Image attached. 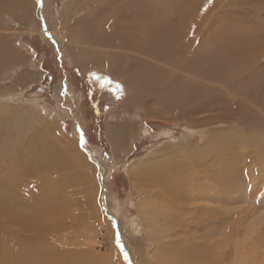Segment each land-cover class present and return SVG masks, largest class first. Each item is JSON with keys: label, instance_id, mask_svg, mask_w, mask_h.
<instances>
[{"label": "rangeland", "instance_id": "obj_1", "mask_svg": "<svg viewBox=\"0 0 264 264\" xmlns=\"http://www.w3.org/2000/svg\"><path fill=\"white\" fill-rule=\"evenodd\" d=\"M70 1L43 0L41 7L36 0H28L29 16L22 21L19 15H14L15 19L0 12V39L9 52H14L13 61L0 62V109H4L0 111V193L7 195L5 201H1L0 195V264H13V254L17 252L25 258L48 255L52 247L59 248L71 241H85L88 247L90 243L98 259L129 264L117 249V232L129 253L130 264H172L171 257L189 260L193 251L198 256L208 255L211 264H264V84L256 81L262 86L256 84L248 91L242 83L245 80L237 79L246 74L247 83L254 74L264 77V0H139L151 14L179 16L184 10L189 13L185 30L189 53L200 52L207 60L227 50L238 61L240 73L230 79L220 74L216 79L217 72L206 68L204 77L198 78L200 82L192 81L203 86L200 101L180 113L166 110L167 104L155 97L172 76L192 79L182 70L184 67L147 60L135 50H109L106 38L87 43L86 51L99 52L116 71L112 72L108 62L101 69L72 58L69 35L63 30L69 31L66 21L70 16L63 18V13ZM120 1L112 5V11L110 6L97 11L100 4L113 1L81 0L71 20L85 15L92 21L93 15L94 26H99L107 36L119 20L116 15L124 17L120 10L125 9V4ZM113 10L115 13H111ZM42 31H49V36ZM76 47L83 51L80 41ZM241 47L253 50L252 63L239 54ZM150 63L170 77L161 79L155 87L132 92L130 100L120 66L145 74ZM65 84L68 95L62 96L65 89L61 86ZM11 110L16 113H10ZM17 116L29 131L33 127L41 130L40 125H34L40 122L42 129L62 134L64 141L68 139L70 146L81 152L93 174L91 179L97 182L95 189L99 188L97 198H91L94 211L72 208L84 204L87 191L80 190L79 196H75L74 188L68 189L70 177L53 164L55 159L40 158L29 170L27 165L14 162L18 156L11 157L13 148L17 147V140L21 142L13 126ZM110 123L124 124L129 129L125 132L127 148L119 157L106 139ZM79 129H83L89 141L84 149L79 146ZM28 130L23 134L31 133ZM39 132L48 134L45 130ZM55 141L57 144L53 142L52 147L58 150L59 139ZM243 141L250 142H246L247 150L237 146ZM216 146L226 153L217 161V150L213 149ZM185 148L199 149L206 157L195 164L194 160L192 166L188 164V174L184 172L187 187L192 189L203 179L202 193H194L192 200L173 188L164 208L157 203L158 195L166 189L163 185L145 184L144 192L138 196L136 186L141 183L128 176L130 164L145 161V167L172 169L181 160L177 149L183 154ZM202 194L200 200L198 196ZM149 198L152 201L146 204ZM6 204L11 207L2 211ZM140 204L157 220L151 227L157 234L151 239L153 242L144 234ZM5 212L11 215H3ZM194 232L195 235L191 234ZM182 235L190 244H175ZM170 241L173 245L166 246V255L158 250V246ZM165 256L170 257L164 259Z\"/></svg>", "mask_w": 264, "mask_h": 264}, {"label": "bare ground", "instance_id": "obj_2", "mask_svg": "<svg viewBox=\"0 0 264 264\" xmlns=\"http://www.w3.org/2000/svg\"><path fill=\"white\" fill-rule=\"evenodd\" d=\"M79 1L81 0H71L65 9V12L63 13V18H66L68 15L70 16V19L66 21V25L68 26L69 31H66L64 28L63 30L67 32L69 35L68 40L71 43V46L69 47V52L72 58L78 63L84 65L85 62L87 66L101 67V69H103L102 66L106 62L110 63L109 60L108 61L103 60L102 54H100L99 52L88 54L86 51L87 43L99 42L106 38L107 43L110 45V47H108L109 50H113L114 48L135 50L141 53L143 56H145L147 60L150 61L156 60L155 62L160 61L168 66H175L178 68H180L181 66V69L184 67V69L182 70L185 73H187V75L188 74L189 76L191 75L192 79H189L188 76L184 77L180 75L178 77L176 76L170 77V75L167 76V73L162 69H160L159 67H157L155 65L156 64L155 62H154L155 64L150 63V65L147 67L145 71V74L139 71H135L134 69L128 66L124 68L123 65H121L120 67L123 70L122 73L125 79L123 82L125 83L124 85H126L129 90L130 100L132 97L131 96L132 92H136L139 89L144 90L149 87H155L157 86V84H160L159 82L161 81V79L164 80L165 78L167 79L168 77H170L166 85L160 91L157 92L158 97L155 98L167 104L166 110L168 109L176 110L177 113H180L185 107H189V105L195 104V102L198 103V101H200L199 99L201 92L203 90L202 89L203 86L201 85L202 87L201 88L199 83L196 84V82L199 81L198 78L201 79L204 77L206 68H209L210 70L217 72V75L214 76L216 79H219V74L223 76L225 79L228 78L230 79V77L232 76L234 77L237 75V73L238 74L240 73V70L238 71V65H239L237 63L238 61L233 57L232 52H228L227 50H223V54H219L218 56L211 57L207 60H204L202 58L200 52L197 55L189 53L190 49L187 45L188 38H187V34L185 33L186 32L185 30L187 29L186 17L189 15V13L187 14L186 10L182 11L181 13H178L179 16H173V15L171 16V14H151L147 12L146 7L139 0H123L125 5L121 4L123 5V7L122 6L121 7L125 9L123 10L121 8L122 10L120 11L124 17L121 19L118 14L116 15L118 16L119 20L116 21L114 25V29L111 30L106 36L99 26L97 25L94 26V20L96 17L94 18L93 15H92V21H89L87 16L85 15L82 18L78 19L77 21L71 20L73 11L76 10L75 6ZM112 1H113L112 3H109L107 5L100 4L97 8V11L100 10L105 11L109 6H110V10L112 11L113 9L112 5H114V3L117 1H118L117 3L121 2L120 0H112ZM119 7L120 5L118 6V8L117 7L116 8L120 9ZM29 8L30 7L28 0H0V12L7 13L13 16L19 15L18 18L21 21L25 20V17L29 16ZM160 10L166 12L163 9ZM111 13H115V11L113 10V12ZM109 14L110 13L108 12V17L110 16ZM105 15H107V13ZM14 18L16 19L15 16ZM42 33L45 36H49V31L48 32L42 31ZM1 40L2 39H0V62L13 61L12 58L14 56V52L13 53L11 51L9 52L2 44ZM78 41L81 42L83 51L79 50L76 47ZM239 54H241L245 59H248L252 63L254 52L251 48L241 47L239 49ZM110 66L111 69L113 70L112 72L116 71L111 63ZM251 67L253 66H250V68ZM244 69L246 68L245 67L243 69L241 68L243 72ZM114 74L116 75L117 72ZM244 75L246 76V74H243L241 78H238L241 75L237 76V79L238 80L243 79L246 81V77ZM249 77L250 79H252L251 81L248 80L247 83L245 81H242L243 85L245 84L244 86L248 91L249 90L252 91L256 86V84L259 85H261L260 83L264 84V77L257 78L258 75L255 77V74L253 77L251 76ZM237 79L235 81H237ZM26 80H28V78ZM193 80L196 81V82L194 81L195 85L192 84ZM256 81H260V83L259 82L257 83ZM196 85H199V87H197ZM254 91H256V89ZM2 110L4 109H0L1 112ZM15 111L18 110L15 109ZM10 113H16V112L11 110ZM7 118L10 119V117L8 116ZM24 121H25L24 123H28L26 122V120ZM14 125L17 128L18 138L21 139V142L17 140L16 142L17 147L13 148V153L11 154L12 158L18 156L17 158L13 159L14 162L18 163L23 167L27 165V170H29L31 169L30 168L31 165L33 164L34 167L35 166L34 164H36V162L40 158L55 159L53 161V164L57 165L61 169H64L66 174L70 177V181L68 182V189L74 188L73 191L75 196H79L78 191L80 190L87 191L86 194L87 200L84 201V204L81 206L79 205L80 207L72 206V208H78L82 212H87V208H91V210L94 211V208L92 209L91 207L92 206L91 198H93L92 196L94 197L97 196V190L99 188L97 186V190L95 189V185L97 182L95 183L94 180L91 179V176L93 178V174H90L89 167L85 163V160L82 158L81 152L74 146H70L71 142L67 141L68 139L64 141L65 139L64 140L62 139L61 136L62 134L58 132L54 133L55 131L53 132L52 129L50 130L42 129L41 127L42 125L40 124V122H36V123L34 122V125H36V127H38L37 125H40L39 129L45 130V133L48 132V134H41L39 132L41 130L38 129L39 131H37L36 128L33 127L34 130L32 129L30 130L31 133H27L26 135H24L23 134L24 131L28 129H26L27 127L23 126V120L20 116H17L15 118V122L13 123V126ZM22 128L26 130H22ZM127 128L124 127V124L122 126H120L118 123L108 124V132L106 135V139L110 143L112 151L116 157H119V155L123 153L124 149L127 148V142L125 139L127 137V133H125ZM127 131H129V129H127ZM50 134H53L52 137H50ZM58 139L60 146H58V150H55L52 147L53 142L57 144V141L55 140ZM246 142L247 141H243L239 145L237 144L236 145L240 148V150H247L246 147L250 145V142L249 143L247 142L249 145ZM185 143L187 144V142ZM213 149L217 150L214 156L215 161H217L218 158H222L223 156H226V153L224 152L225 150L223 151V149L220 148L219 146H216ZM177 154L181 158V160L172 169L167 166L145 167L143 165L145 161L142 162L141 160H140L141 162L136 161L132 165L130 164V166L128 167L129 170L127 171L128 176L131 179L141 183L140 185L136 186L137 189L136 192L138 196H141V194L144 192L146 188L144 187L145 184L163 185L166 189H164L162 193L158 195L157 203L160 205L161 208H164L165 199L169 196V192H170L169 190L173 188L183 195H188L189 198L192 200L194 199L193 197L194 193L197 192L202 193L201 189H203V179L197 182L198 187H193L192 189V187H187V181L185 180L186 175L184 177V172L189 168L188 164H191V166L193 165L194 160H195L194 164L196 162H201L203 158L206 160L205 155L203 156L199 151V149L196 148L188 149V151H186L185 148L183 154H181L180 150L178 151L177 149ZM59 155L61 156L60 159H59ZM78 181L81 182L83 188H80V184L78 183ZM88 181L91 182V184ZM93 182H94V187L92 186ZM86 183H88L87 185L89 186H86ZM193 183H195V181H193ZM70 191L68 192L72 194ZM0 195L2 197L1 201H5L7 195L2 192L0 193ZM198 198L200 200H203V194L202 196H198ZM150 201H152L151 198L145 200V203L148 204V202ZM74 205H78V204L74 203ZM195 205H199L198 202H196ZM10 207L11 206L9 204H6L5 207L2 209V211L8 210ZM199 208L206 209L205 206L204 207L200 206ZM139 213L142 217V220L146 228L144 234L146 235L147 238L151 237L150 241H152L151 239L156 237L157 234L154 231V228L151 227L152 224L155 223L157 220L153 215V213L148 209L143 208L141 204H140ZM3 215L9 216L11 215V213L5 212L3 213ZM64 216L66 219L67 218L66 215ZM75 217L76 219H78L79 215H76ZM195 233L196 232L191 234L195 235ZM184 235L187 236V234ZM177 239L179 240L175 241V244H177L178 241L190 244V242L186 240L183 235L182 237ZM153 241L155 240L153 239ZM211 243L215 244V241H212ZM88 245L91 247L90 243H88ZM172 245H173L172 241H170V243L168 244L165 243L161 244L160 246H158V250H161L166 255L167 254L166 246H172ZM90 247L86 245L85 241H83V243L80 241H71L69 244L66 243L65 245L59 248L52 247V251L48 255L38 254L33 258H31L30 256H29L30 258H25L26 257L25 255H20L19 252H17L16 254H13L16 256L15 262H13V264H112L110 259L107 261L104 258L101 259L96 258L94 256L95 253L93 252V249H91ZM169 257L170 256H165L164 259H168ZM210 260L211 259L208 257V255L198 256L193 251L191 258L189 260H181L171 257L169 262H171L172 264H211L208 263L210 262ZM113 264H115V261Z\"/></svg>", "mask_w": 264, "mask_h": 264}, {"label": "snow or ice", "instance_id": "obj_3", "mask_svg": "<svg viewBox=\"0 0 264 264\" xmlns=\"http://www.w3.org/2000/svg\"><path fill=\"white\" fill-rule=\"evenodd\" d=\"M37 4H39L41 7L43 6V0H36ZM53 44L55 45V41H53ZM57 58H60V53L59 51H57ZM61 87H63L65 90L63 92L60 93V95L62 96H67L68 95V91H67V86L62 85ZM79 133H80V141H79V146L81 147V149H84L87 145V143L89 142L84 135L83 129H79ZM94 167H96L97 169L99 168V165H95ZM115 243L117 246L118 251L123 255V258L125 261H129V253L125 250V245L122 241V239L120 238V233L117 232L116 233V237H115Z\"/></svg>", "mask_w": 264, "mask_h": 264}]
</instances>
